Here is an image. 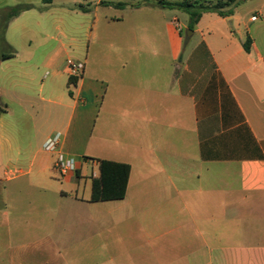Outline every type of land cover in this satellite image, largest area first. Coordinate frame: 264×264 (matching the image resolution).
Segmentation results:
<instances>
[{"label": "crops", "instance_id": "0c3cea01", "mask_svg": "<svg viewBox=\"0 0 264 264\" xmlns=\"http://www.w3.org/2000/svg\"><path fill=\"white\" fill-rule=\"evenodd\" d=\"M16 5L32 8L9 21L14 56L0 59V264H264V0L192 29L158 0ZM88 30L74 77L56 32ZM28 33L54 43L21 49ZM92 117L83 155L131 166L124 199L91 202L99 171L77 163L59 180L41 150L57 132L73 149Z\"/></svg>", "mask_w": 264, "mask_h": 264}, {"label": "trees", "instance_id": "16d2710c", "mask_svg": "<svg viewBox=\"0 0 264 264\" xmlns=\"http://www.w3.org/2000/svg\"><path fill=\"white\" fill-rule=\"evenodd\" d=\"M243 0H217L213 6L203 3L196 5V2L184 0L182 2H169L158 0V4L167 8H178L190 17L189 28L192 29L202 14L206 11H213L221 16H227L232 13V9L223 11L226 7H235ZM43 4H50L52 0H42ZM123 7L124 3L115 4ZM31 5H16L0 10V45L6 46L5 32L9 21L18 16L23 11L31 9ZM246 50H249V42L244 44ZM14 56V51L0 54V59H7ZM6 113L5 108H0V115ZM131 166L127 163L114 162L109 160H99V176L92 179L91 202H104L124 199L127 192Z\"/></svg>", "mask_w": 264, "mask_h": 264}, {"label": "rangeland", "instance_id": "374dc122", "mask_svg": "<svg viewBox=\"0 0 264 264\" xmlns=\"http://www.w3.org/2000/svg\"><path fill=\"white\" fill-rule=\"evenodd\" d=\"M18 3V0H0V10L6 9L9 7H13L15 4ZM29 40L32 41V48L35 49L37 46H39L43 41H46V43L53 45L54 42L49 40L48 38L44 36H33L31 33L25 34L19 39V47L21 49L27 48L29 46ZM95 43V39L93 38L92 34L90 31H83L80 33H73L69 31H64V32H56V50H58L59 46L63 45L64 51H61L59 53V61L66 63L67 60L70 62H76L77 59L80 57L84 56L88 49H93V45ZM47 45L46 47H48ZM47 49V48H46ZM62 49V50H63ZM10 50L5 48L4 45H0V54L2 53H9ZM93 117L91 118L90 121L87 123L81 125L79 129H77V132H75V142L73 143V149H68L66 148L63 153L66 155L69 154V156L73 157L77 163L82 165L83 168V174L87 177V179H91L92 174L95 173L96 175L98 174L99 168L97 166V160L98 159H87L85 158L86 156L83 155L85 154L86 151L91 150L94 146V143L90 141V137L92 135V132L94 130V121ZM58 134V132L56 133ZM61 139L63 137V133H60ZM93 145V146H92ZM77 147V148H74ZM42 151L49 153L44 150L42 147ZM79 152V153H78ZM82 152V153H81ZM41 154V153H40ZM43 154V153H42ZM85 156V157H84ZM70 174H75V172H72ZM56 175L58 176L59 180L63 178V176L58 172L56 169ZM3 228H0V236L3 235ZM18 231L25 232H35L36 229L34 228H24V229H19ZM20 233H16V236H20Z\"/></svg>", "mask_w": 264, "mask_h": 264}, {"label": "built area", "instance_id": "2783aa9c", "mask_svg": "<svg viewBox=\"0 0 264 264\" xmlns=\"http://www.w3.org/2000/svg\"><path fill=\"white\" fill-rule=\"evenodd\" d=\"M252 19L255 20L256 17L254 16L252 17ZM68 69L71 76L78 77L81 75L84 69V65L82 63L69 62ZM60 140V133L55 134L45 141V143L43 144V148L49 153L56 154L54 167L62 176H66L72 172L77 171V162L73 157L66 155L60 150Z\"/></svg>", "mask_w": 264, "mask_h": 264}, {"label": "water", "instance_id": "95a60500", "mask_svg": "<svg viewBox=\"0 0 264 264\" xmlns=\"http://www.w3.org/2000/svg\"><path fill=\"white\" fill-rule=\"evenodd\" d=\"M189 32H192L191 30Z\"/></svg>", "mask_w": 264, "mask_h": 264}]
</instances>
